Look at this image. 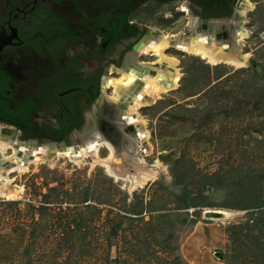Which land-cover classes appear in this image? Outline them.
<instances>
[{"label": "rangeland", "instance_id": "rangeland-1", "mask_svg": "<svg viewBox=\"0 0 264 264\" xmlns=\"http://www.w3.org/2000/svg\"><path fill=\"white\" fill-rule=\"evenodd\" d=\"M248 1L250 36L238 35L243 44L232 48L248 55V66L166 52L180 62V81L137 110L149 134L145 160L158 162L152 178L111 176L99 162L106 148L80 162L49 156L9 175V193H0V264H185L171 257L178 245L189 264H264V0ZM174 18L145 22L165 37L185 33V17ZM147 54L142 63L158 59ZM209 209L224 218H205ZM159 210L189 216L147 224Z\"/></svg>", "mask_w": 264, "mask_h": 264}, {"label": "flooded vegetation", "instance_id": "flooded-vegetation-1", "mask_svg": "<svg viewBox=\"0 0 264 264\" xmlns=\"http://www.w3.org/2000/svg\"><path fill=\"white\" fill-rule=\"evenodd\" d=\"M249 5L248 0H0V142L9 146L0 153V184L20 162L30 165L36 154L58 150L67 140L75 145L108 138L118 149L115 159H122L115 166L126 169L137 154L124 146L131 141L140 148L138 121L123 113L129 102L107 94L113 78L106 74H146L154 63L139 59L163 35L145 20L185 17V33L166 36L171 45L166 52L197 35L206 45L216 41L232 48ZM112 120L118 124H105ZM99 129L104 134H88Z\"/></svg>", "mask_w": 264, "mask_h": 264}, {"label": "bare ground", "instance_id": "bare-ground-1", "mask_svg": "<svg viewBox=\"0 0 264 264\" xmlns=\"http://www.w3.org/2000/svg\"><path fill=\"white\" fill-rule=\"evenodd\" d=\"M248 10H252V5H249L248 8H245L243 13L248 12ZM244 31L245 33L243 34L239 33L240 36L249 37L250 32L245 28ZM164 37L165 36H162L159 40H156L154 42L150 41V44L143 51L144 53L154 54V56L158 58L157 61H155L154 63L147 65L145 71L146 74H144L143 72L141 74L135 71H125L123 78L111 79L109 83L111 87L115 90V96L113 97L114 101L129 102L128 107L126 109L127 112H125L124 114L126 116L137 117L138 122L133 124L134 128H136L138 132L140 131V137L138 138V140L141 142L140 148L143 149H140L138 147H135L134 149L131 144V141H128L126 143V146H124L126 148V151H128V153L133 151L135 154H137L135 156L134 162H132L130 166H127L126 169L125 167H123V165L122 168L121 166H115L117 165L116 163H122V159L116 161L115 156L118 149L110 141L105 139L102 142L100 141L99 143L96 141L90 144L89 141H79V143L77 142L75 145H71V147H77L80 150L81 155L78 157L75 155V153H72L70 157L64 154H59L57 153L59 148L58 150L54 149V151H49V149H47V152L42 153L41 155L36 154V159H33L34 163L46 161L49 156L51 158L53 156L67 157L75 162L85 161L89 158H96L101 148H106L110 153L109 158L106 160H103L102 158V160H100L99 158V162L105 167V169L111 176L117 179H130L135 183H139L152 178V174L154 173V169L157 167L158 162H156L154 165H149L145 160V154H151V150L148 146L149 134L147 132L141 133V130L144 131L145 129V123L137 115V110L141 109L144 106L154 104L155 101L158 99L157 97H159L162 93L171 90V88H175L180 81L181 72L178 68L180 62L177 59L169 58L166 55V50L170 48L171 45L170 43H168V37ZM198 37V35L192 37L191 40L188 42L178 41L176 44V48L185 53L198 56L211 65L225 63L239 68L248 66V55L243 54L240 49L234 51V49H237L234 46L235 44L232 45V48L234 46L233 50L230 45H227L225 47L218 46L216 41H214L212 45L209 46L200 41ZM236 40V46L240 48V46L243 44V41L238 37L236 38ZM129 62H131V60H129ZM160 69H163V72H160ZM131 100L132 102L135 101V106L131 105ZM132 133L133 132H131V134ZM81 147H84V149L81 150ZM8 150L9 146L0 142V153H6ZM28 168L29 163L20 162V164H17L14 167V171L26 172L28 171ZM123 169L124 172L121 171ZM11 184L12 180L10 179L9 174L3 175L2 183L0 184V193L5 194V191H7L8 187ZM215 215L219 216V219L224 218V216H222L218 212Z\"/></svg>", "mask_w": 264, "mask_h": 264}, {"label": "trees", "instance_id": "trees-1", "mask_svg": "<svg viewBox=\"0 0 264 264\" xmlns=\"http://www.w3.org/2000/svg\"><path fill=\"white\" fill-rule=\"evenodd\" d=\"M198 57V56H197ZM202 59V58H201ZM205 61V60H204ZM207 62V61H206ZM160 211V213L158 214V215H154V216H151V220L147 223V224H154L156 221H164V220H171V219H177V218H179V217H182V216H184V215H187V216H189V214L187 213V214H180V213H169V212H165L164 210H159ZM117 216L118 217H121L119 214H117ZM198 216V215H197ZM196 216V218H198ZM137 219V218H136ZM141 220H143V219H141ZM139 218H138V220H135V219H133L132 221L134 222V221H141ZM200 221V219L198 220V221H196V222H194L193 223V225H192V229L188 232V234L190 235L192 232H193V229H194V227L197 225V223ZM120 227H121V225H119V226H116L115 227V229H114V237H116V236H118L119 235V229H120ZM69 234H75V231H74V229H72V228H69ZM76 232H79V230H76ZM188 235V236H189ZM181 242V241H180ZM132 249H133V253H135V255L137 254V256H141L142 257V252H140V251H137V250H139L138 248H137V245H133L132 246ZM139 256V257H140ZM171 257L172 258H174V260H181L182 262H184L185 264H189L188 263V260L185 258V256L183 255V252H182V246L181 245H178V247L176 248V250L174 251V253L171 255Z\"/></svg>", "mask_w": 264, "mask_h": 264}, {"label": "water", "instance_id": "water-1", "mask_svg": "<svg viewBox=\"0 0 264 264\" xmlns=\"http://www.w3.org/2000/svg\"><path fill=\"white\" fill-rule=\"evenodd\" d=\"M239 33H240V34L245 33L244 28H241V29L239 30ZM226 42H227V41H226ZM125 122H126V120H125ZM105 124H108L110 127H112V125H114V124L117 125L118 123H117V121L112 120V121H110V122H105ZM102 130H103V129L95 130V131H93V132L91 131V132L88 133V134L90 135V134H93V133H95V132H100V134H104ZM104 132H105V131H104ZM85 135H86V134H85ZM85 135H84V136H85ZM58 145H59V150L57 151V153H59V154H64V155H66V156H68V157H70L72 153H75V155H76L77 157L81 155L80 150H79L77 147H71V142H70V140H67V141H65V142H63V143H61V144H58ZM49 147H50V146H49ZM80 149L82 150V149H84V147H81ZM39 150H42V149L40 148ZM35 159H36V158H35ZM119 160H121V157L116 158V161H119ZM217 212H218V210H211V209H209V210H205L203 214H204V217H205V218H207V219H211V220H212V219H214V218H219V216L215 215ZM222 255H223V254H219V257L223 258Z\"/></svg>", "mask_w": 264, "mask_h": 264}, {"label": "built area", "instance_id": "built-area-1", "mask_svg": "<svg viewBox=\"0 0 264 264\" xmlns=\"http://www.w3.org/2000/svg\"><path fill=\"white\" fill-rule=\"evenodd\" d=\"M217 257H218V258H221V257H219L218 255H217ZM221 259H223V258H221Z\"/></svg>", "mask_w": 264, "mask_h": 264}, {"label": "crops", "instance_id": "crops-1", "mask_svg": "<svg viewBox=\"0 0 264 264\" xmlns=\"http://www.w3.org/2000/svg\"><path fill=\"white\" fill-rule=\"evenodd\" d=\"M219 254H222V253H219Z\"/></svg>", "mask_w": 264, "mask_h": 264}]
</instances>
